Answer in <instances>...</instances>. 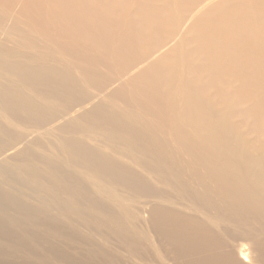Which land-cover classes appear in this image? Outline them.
<instances>
[{
  "label": "bare ground",
  "instance_id": "obj_1",
  "mask_svg": "<svg viewBox=\"0 0 264 264\" xmlns=\"http://www.w3.org/2000/svg\"><path fill=\"white\" fill-rule=\"evenodd\" d=\"M0 117L20 126L1 121L0 144L20 151L44 135L89 180L129 193L142 185L132 170L138 155L170 158L186 172L182 180L201 188L200 205L215 210L220 230L157 205L153 220L188 232L178 236L180 254H190V264H264V0H0ZM15 156L26 157L14 161L16 177L44 171L56 179L68 201L57 213L97 211L110 229L109 207L97 208L77 178L63 176L62 160L24 150ZM0 179L13 175L0 169ZM75 190L87 197L84 209ZM239 241L246 245L237 254Z\"/></svg>",
  "mask_w": 264,
  "mask_h": 264
},
{
  "label": "rangeland",
  "instance_id": "obj_2",
  "mask_svg": "<svg viewBox=\"0 0 264 264\" xmlns=\"http://www.w3.org/2000/svg\"><path fill=\"white\" fill-rule=\"evenodd\" d=\"M52 50L50 53H52ZM52 54L53 56L55 55V57L58 56L56 58L59 59L60 56L57 52ZM57 62L59 66H68V63L61 59ZM75 74L78 78L82 77L78 69L75 70ZM1 121H3V124L5 122L7 124L5 125L13 130L20 129L18 124H10L11 121L7 119H1L0 117V122ZM64 135L66 136V134ZM43 136H38V138L40 137L38 140L39 146L27 143L24 149H20V151L24 150L35 156L42 155L44 157V155H46L53 163L62 160L61 163H59L63 167L62 175L77 178L79 186L85 188L87 193L89 192L88 196L90 194L93 200L96 201L97 208L105 210L109 207L108 209H110L114 216L113 220H110V229L106 226L102 215L97 211H87L85 209L83 211L88 217L79 218L78 216H71L70 219L57 213L56 211L60 210V206L65 208L68 205V201L57 191L59 190V186L56 185V179L42 171V168H39L32 162H26L25 164L27 165L24 167L34 170L35 172L36 169L41 170L42 172L39 176L28 177L21 174L22 177H16L17 165L14 161L19 159L22 160L26 157H17L15 155L20 152L19 150L11 145L0 144V150L5 154L0 152V169H5L13 175L12 180L0 179L2 184H0V192L4 193L6 197L14 196L19 200L20 204H22L21 207L18 208V206L9 205L4 199L5 196L0 197V264H190V261H192V259H189L190 254H187V256L186 254H180L181 240L178 241L180 238L183 239L182 235L185 236L188 232L183 233L185 231L180 230V228L178 229L177 226L176 229V227H174L175 224L166 218L164 220L165 223L162 222L158 216L157 218L153 217L155 218L153 220L150 216V211L157 205L158 209H162L163 206L166 205L165 209H168L170 213L178 211L176 213L180 214V217L183 219L200 221L213 229L217 235H220V230L212 222V220H216V215H214L215 210L210 208V212L200 205L201 197L203 198L201 188H198L195 184H189L186 179L182 180L181 176H185L186 172L179 169L176 166V162H172L170 158H161L159 160V158L150 156V154L149 156L138 155L139 162L137 164L139 165L135 166L137 164H134L132 170L136 176L138 175L140 178L138 183L142 185L137 184L135 186L136 189L134 188V192L129 193L121 188L115 189L101 180H89L81 168L71 167L64 162V157L54 150L53 143H50L51 141L46 140V137L44 136V138ZM41 139L44 141H41ZM91 145L93 148H98L101 153L104 151L110 154L108 149H103L101 146H97V144L93 143ZM9 152H13V159L10 158L11 154ZM116 157L118 156H115V159L120 160V162L123 161V164L124 161H126V164L129 163L125 158L119 159V157ZM146 164L149 165V170L143 168V166L146 167ZM158 166L159 168H157ZM155 168L157 170H155ZM168 168L169 171L171 169L169 174H173V176L169 175V178H165L164 176L157 177L161 171L165 173ZM142 171H145V173ZM145 174H147V176ZM175 177H180L181 180H179V178L175 179ZM159 178H161L160 180L162 181H160ZM146 179H148L147 182L149 184L146 182ZM35 180H37L40 185L35 184ZM40 182L51 184L49 186H43ZM144 183L146 185H144ZM154 184L157 186L155 187ZM50 186L51 188H49ZM147 188H150L152 196L160 195L163 198L167 197L169 199L166 198V202L165 200L156 199L153 196L150 198L153 200L151 202V200H147L149 199V193H145L144 191ZM119 190L121 192H118ZM165 190L167 192H165ZM77 192L78 190H75L72 195L81 201V206L78 205L79 208L84 209L87 205V197L85 196L84 198L79 192L77 195ZM157 192L160 193L158 194ZM155 193H157V195H155ZM185 193H188V195ZM115 195L117 196L116 198ZM200 195L201 197H199ZM120 196L124 197V200H119ZM147 201L148 203L150 201L151 204H144ZM193 202H197L196 204L199 205V208H197ZM190 204L193 206H190ZM133 212L134 214H132ZM216 217L218 218V216ZM159 223L163 226L159 225ZM161 227H163V229ZM173 238H176L175 240L177 242ZM245 245V242L239 241L236 247V253L240 254V251H243ZM245 253H248V251H245ZM187 259H189V261ZM168 260H171L172 263Z\"/></svg>",
  "mask_w": 264,
  "mask_h": 264
}]
</instances>
